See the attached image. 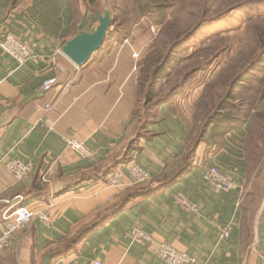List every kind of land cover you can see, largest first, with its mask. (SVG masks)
<instances>
[{
	"label": "crops",
	"instance_id": "1",
	"mask_svg": "<svg viewBox=\"0 0 264 264\" xmlns=\"http://www.w3.org/2000/svg\"><path fill=\"white\" fill-rule=\"evenodd\" d=\"M97 22L98 13L82 0H0V41L10 34L31 52L19 66L0 48V235L1 215L16 196L50 218L49 226L34 220L15 233L0 250V264H42L46 256L48 264H165L158 256L162 243L194 259L187 264H264V199L254 209L244 202L246 165L237 145L243 128L224 137H210L209 130L197 136L190 167L180 175L191 119L177 113L182 102L163 104L133 158L150 180L133 185L128 165L115 169L122 177L117 185L95 180L122 157L140 118L132 39L101 48L81 67L62 54L67 41L92 32ZM53 76L56 85L45 93L42 83ZM67 83L70 90H62ZM41 103L52 107L44 111ZM71 139L92 157L80 158L68 146ZM14 159L30 168L20 182L5 168ZM210 166L234 189L214 190L204 179ZM140 191L149 193L140 197ZM137 227L150 234V243L131 241Z\"/></svg>",
	"mask_w": 264,
	"mask_h": 264
},
{
	"label": "rangeland",
	"instance_id": "2",
	"mask_svg": "<svg viewBox=\"0 0 264 264\" xmlns=\"http://www.w3.org/2000/svg\"><path fill=\"white\" fill-rule=\"evenodd\" d=\"M88 1L82 0L88 9L99 15L111 11L113 4V0H96L92 4ZM167 1L172 2V6L163 22L159 23L155 16H141L122 39L116 36L115 26L111 27L103 51L107 52L122 40L132 39L128 47L135 48L134 53H137L133 69L140 78V125L147 118L149 121L153 118L145 101L155 68L164 67L168 76L157 84L151 102L183 85L168 103L182 102L176 107L177 113L184 121L191 119L187 150L195 142L203 123L226 96L231 82L246 70H252L253 78L245 84L251 86L254 96L249 98L251 93L245 92L246 97L234 101V105L239 107L244 100L255 102L254 110L244 130L240 131L239 144L233 139L228 142L237 144L244 155V202L254 209L264 199V62H259L255 69L251 66L264 47V26L258 24V19L264 16V2L236 8V3L248 0ZM115 17L117 15L111 12L112 20ZM166 56L171 59L170 66L162 63ZM256 80H263V84L258 87L254 84Z\"/></svg>",
	"mask_w": 264,
	"mask_h": 264
},
{
	"label": "trees",
	"instance_id": "3",
	"mask_svg": "<svg viewBox=\"0 0 264 264\" xmlns=\"http://www.w3.org/2000/svg\"><path fill=\"white\" fill-rule=\"evenodd\" d=\"M95 1L96 0H89L88 3L92 4L95 3ZM263 2L264 0H248L240 3H236L237 5L236 8L237 7L241 8L249 3H263ZM171 3L168 2L167 0H113L110 13L111 12L114 13L115 15H117V17H115V19L112 20L111 27L114 28L115 26L114 30L116 36L119 39L125 38L127 37V32L129 31V29H131L135 24L138 23L141 16H145V17L155 16L159 20V23L163 22L167 18V15L170 13V7L172 6ZM258 20H260L258 24L264 26V16L260 17ZM108 35H110V31ZM262 59H264V47L261 50L259 57L257 58L256 61L253 62V65L251 67L254 66L255 69L257 66L260 65L259 62L262 61L264 62V60ZM257 62L259 64H256ZM162 63L164 66L165 65L170 66L171 59H168L166 56L165 59H163ZM152 75L153 76L151 77L152 79L146 95L147 99L145 103H146V108L152 110L151 116L153 118L150 121L149 118H147L143 124L141 125L139 124L136 134L128 142L122 157L117 159L111 167L107 168L106 171L103 172L100 177L95 178L96 181H103V182L106 181L107 177L110 175L108 173H111L112 170L114 171L120 165H127L132 161L133 159L132 154L139 151L138 142L141 139H148V136H146V134L149 130V127L155 122V117L158 113L157 111L158 108L161 105L168 103L170 100H172V98L176 97L179 94L177 92H179L180 88L183 86L181 84L177 86V88H174L171 92H169V94L164 98L155 99L153 102H151L157 84L167 79L168 74L164 67L159 66L158 68H155ZM250 78H253L252 70L248 69L245 72L238 75L231 82L228 92L224 97V99L218 103L214 113L201 126L198 137L204 134L207 130H209V133L211 135L210 137H217V136L224 137L225 135L231 132H235L242 129L248 123L252 111L254 110L255 102L249 103L244 100V104L242 102V104L239 107H236L234 105V101L246 97L243 96L245 92L251 93L249 98L254 96V94L250 91L251 86L245 84ZM261 83L263 84V80H256L254 84L258 85L259 87V85H262ZM154 112L156 114H153ZM194 143L191 146L190 150L186 151V154L184 155L186 167L184 166L182 168V171H180V175L185 170H188L190 167L192 161L191 160L192 155L194 152L193 149L195 147ZM148 193L149 192L140 191V197L146 196L148 195ZM126 200L124 201L123 204L126 203ZM92 227L93 226L89 227L88 229L81 230L72 239L71 244L78 243L80 240H82L85 237V235L92 230Z\"/></svg>",
	"mask_w": 264,
	"mask_h": 264
},
{
	"label": "built area",
	"instance_id": "4",
	"mask_svg": "<svg viewBox=\"0 0 264 264\" xmlns=\"http://www.w3.org/2000/svg\"><path fill=\"white\" fill-rule=\"evenodd\" d=\"M0 48L3 53L13 58L19 66L24 65L31 59V52L27 44L17 39L16 37L6 34L0 41ZM57 78L55 76L46 79L42 83V89L45 93H49L56 85ZM70 84L67 83L63 86L64 91L70 90ZM40 108L44 111L51 109V103H41ZM68 146L82 159L92 157V151L89 150L83 143L71 139ZM5 168L10 176L16 181H22L29 173V166L21 160H8ZM129 180L133 185H143L150 180L149 174L143 170L136 162L131 161L128 164ZM122 177L119 170L109 176L105 183L109 186L117 185ZM205 181L218 192H227L234 189V184L224 176L219 170L210 166L204 171ZM15 202L8 206L2 213L1 218L4 222V228L0 235V250L9 246L15 233L27 229L34 220H39L44 226H49L50 218L46 211H34L30 207L23 204V197L16 196ZM8 203V202H7ZM181 205L188 211H195V206L189 204L187 200L181 199ZM223 236H228V230L223 232ZM131 241L140 244H147L151 242V236L143 228H133L131 232ZM158 256L165 264H187L193 263L194 259L184 252H180L173 246L167 243H162L158 246ZM91 264H104L98 260L93 261Z\"/></svg>",
	"mask_w": 264,
	"mask_h": 264
},
{
	"label": "water",
	"instance_id": "5",
	"mask_svg": "<svg viewBox=\"0 0 264 264\" xmlns=\"http://www.w3.org/2000/svg\"><path fill=\"white\" fill-rule=\"evenodd\" d=\"M112 18L109 10L98 14V22L92 32H80L66 42L62 48V54L76 67L85 65L89 59L104 45L111 29ZM49 256H46L42 264H48Z\"/></svg>",
	"mask_w": 264,
	"mask_h": 264
}]
</instances>
